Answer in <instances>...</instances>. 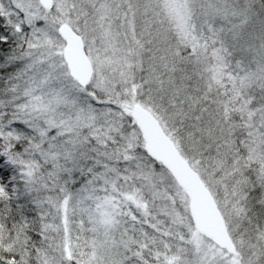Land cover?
Instances as JSON below:
<instances>
[{"label": "snow or ice", "instance_id": "6c2138e0", "mask_svg": "<svg viewBox=\"0 0 264 264\" xmlns=\"http://www.w3.org/2000/svg\"><path fill=\"white\" fill-rule=\"evenodd\" d=\"M0 264H264V0H0Z\"/></svg>", "mask_w": 264, "mask_h": 264}]
</instances>
